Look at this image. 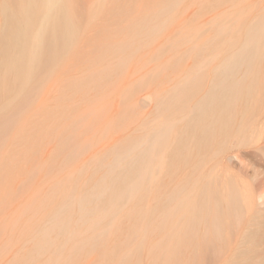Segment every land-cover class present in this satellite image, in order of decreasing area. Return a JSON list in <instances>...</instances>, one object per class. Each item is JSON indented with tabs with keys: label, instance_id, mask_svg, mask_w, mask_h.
<instances>
[{
	"label": "bare ground",
	"instance_id": "6f19581e",
	"mask_svg": "<svg viewBox=\"0 0 264 264\" xmlns=\"http://www.w3.org/2000/svg\"><path fill=\"white\" fill-rule=\"evenodd\" d=\"M155 1L157 6L139 12L128 28L103 33L106 42L102 39L100 43L104 46L105 42V47L99 46L109 45L116 60L115 57L106 60L98 70L87 74L86 79L69 82L75 89L72 91L80 92L87 103L91 100L90 115L94 124L103 112L98 100L101 93L104 95L105 87L113 85L115 74L144 38L150 37L166 22L165 16L178 0ZM220 2L211 36L196 41L192 52L197 49L199 54L188 56L196 63L179 75L174 88L157 92L158 106L152 120L142 122L137 132L75 170L74 175L56 178L48 193L39 194L37 199L34 197L36 201L31 200L32 203L22 209L24 213L32 212L24 225L27 232L22 231L27 237L30 235L31 246L12 264H75L71 259L90 251L98 252L97 264H145L141 261V251L145 247L149 248L151 259L147 264H161L160 253L167 258L164 264H200L199 247L205 252L213 247L217 249L222 241L226 243L225 218L228 215L236 221L243 218L242 193L234 180L224 185L217 180L220 189L216 191L203 165L220 153L229 140L246 142L264 102V2L258 5L247 0ZM3 7L0 147L14 142L8 155L0 153V179L6 181L14 166L9 158H25L44 134L56 135L59 145L68 149L65 161L70 165L89 141L85 142L79 130V124L88 118L84 112H79L76 100L66 106L60 105V109L57 108L60 114L55 115L52 109L44 110L30 99L36 86L50 76L51 73L45 74L50 71L48 66L57 71L59 62L77 54L81 21L75 2L4 0ZM182 34L192 37L188 30ZM179 62L181 60L176 57L171 60V63ZM89 86L98 93H91L94 98L88 97ZM28 104L33 106L28 107ZM27 107H34V112L45 120L55 116L53 127L44 129L42 124L31 122L32 115L24 110ZM11 133H14L13 140L8 137ZM20 147H25L27 152ZM163 168L167 170V179L164 172L161 174ZM182 168L191 170L190 175L179 177ZM149 201L154 202L152 207L148 206ZM187 208L191 217L183 231L177 232L178 224L173 222L175 215ZM40 210L44 213L42 211V217L37 219L35 213ZM253 218V228L238 231L242 238L240 243L243 247L247 245L246 249L239 253L237 248L230 263L264 264V219ZM15 219L13 226L19 218L17 222ZM157 233H166L168 242L176 240L177 246L162 241L151 244L150 236ZM129 235L138 239L133 250L131 241H127ZM60 245L64 248L63 257L59 256ZM187 246L191 247L189 255L186 254Z\"/></svg>",
	"mask_w": 264,
	"mask_h": 264
},
{
	"label": "rangeland",
	"instance_id": "374dc122",
	"mask_svg": "<svg viewBox=\"0 0 264 264\" xmlns=\"http://www.w3.org/2000/svg\"><path fill=\"white\" fill-rule=\"evenodd\" d=\"M73 1L76 4L81 21V36L78 43L79 48L77 54L75 57H67L59 62L60 64L57 65V71L53 69V74L51 72L52 68L48 66L47 68L50 69V71L49 73L47 71L45 74L48 76V74L51 73L50 76L47 77L42 84L40 82L38 87L36 86L34 89L35 94L33 91V98L31 97L30 99L33 103L42 105V109L44 110L52 109L55 111V115L56 113L57 115L60 114V112L58 114L60 105L66 106L71 102L74 103L76 100L75 105L79 106V112H84L85 118H88V120H83L79 124V130L82 132V137L85 142L89 141L87 143L90 145L87 144V147L88 145L89 147L84 148L82 150L83 152L79 154L80 156H77L74 163L70 165L66 163L67 160L65 161L68 149H63L59 145L56 135L44 134L41 140H39L40 142L35 143V145L31 147L32 150L30 149L25 158L21 160L19 158L20 161H24L23 163L19 162L18 159L16 160V158H9L11 166L14 163V166H12L13 168L11 167L13 172L6 178V181H4L5 179H0V189H2L0 190V198L2 199L0 200V264H12L31 246L30 235L28 234L29 237H27V234L24 235V231L27 232V229H25L27 226H24L27 225L26 219H28L32 213L29 211L25 213L22 212V209L27 206L26 204L36 201L35 198L37 199L39 194L48 193L52 188V184L57 181L56 178H69V175H74L75 170H79L86 164L92 162L96 156L103 153L120 140H123L127 135L134 131L137 132L142 122L145 123L152 120L158 106L156 98L157 92L174 88V85L178 82L183 73L194 66L196 60L188 56L191 55V53L199 54V52L197 49L196 52H192V46L199 39H203L205 36H211L212 25L221 4L220 0H178L169 15L165 16L166 22L154 34L150 35V37L144 38L143 42L132 51L120 72L115 74L113 85H108V88L107 86L105 87L106 91L104 95H102L103 93H101V96L99 95L101 99L97 97L99 99H97L99 101L98 103L101 102L100 105L102 106L103 112L97 122L94 119V124V122H92L93 116L90 115L91 104L89 103H92L91 100L87 103L83 97H80V92L78 94L76 91H72L75 90L71 87V83L73 84L72 81L88 78L87 74L89 76L98 70L101 64L107 62L106 60L115 57H113L112 50H109V45L106 48H102L105 47L106 42L103 35L104 32L112 31L116 33L118 29H122V27L128 28L131 26L130 23H132V19L139 12H147L148 9L156 7L157 3L155 0V2H153V0ZM247 1L254 5L264 2L262 0ZM3 6L4 0H0V29L4 22ZM186 30L191 32L192 37L187 38L183 36L182 33ZM148 32H145V35H147ZM108 37L109 35L107 39ZM118 37L122 39L120 33H118ZM102 39L105 41L104 46L101 44L103 43V41H101ZM111 41H113L112 38ZM111 41H109L110 44ZM99 44L100 46L102 45V47H100ZM101 48L103 51H101ZM175 57L179 58L181 62L176 64L171 63V60ZM116 59L117 57L114 58V60ZM70 81L71 83L69 84ZM88 90H91V92ZM87 91L89 92V94H87L90 95L88 97L94 98L93 96L95 95L91 96V93L98 94L96 91L92 90L90 86ZM73 92H76L78 95L73 94ZM68 94L74 96L70 97L69 95V99L67 96ZM30 104L32 103L30 102ZM30 104L27 106H33ZM28 107L24 110H28L29 114L32 115L31 122L35 124L40 123L39 125L42 124L44 129L53 127L55 116L51 120H45L42 116L39 117L34 112V107L33 109L32 107L28 109ZM57 108L59 109L57 110ZM125 113L127 114L126 116L124 115ZM8 137L13 140L14 133H11ZM11 143L8 142V144L1 145L0 153L2 155H8L12 151L14 142ZM263 145L264 102L261 105L260 111L255 116L246 142H240L238 139L229 140L220 153L208 159L203 165V170L206 171V173L208 172L207 178L209 182L214 188L218 189L216 191L220 189L217 180L221 185L232 180L237 183L242 193L240 205L243 208V218L239 221L232 219V216L229 215L228 218H225L224 240H226V243L222 241L223 244H217L220 245L217 246V249L213 247L214 249L212 248L209 251L206 250L207 252H204V249L199 247L198 258L201 259L200 264H229L231 257H234L232 255H235L234 251L237 252L240 250L242 252V250H244L243 248L247 246L243 247L240 243V239H242L240 237V232L245 230L248 231L247 229L253 228L251 225L253 217H255L253 220L256 219V216L258 220L259 217L261 221L264 219ZM20 149L25 153L27 152L25 147H20ZM30 154H32V156ZM55 157L56 159H53ZM162 172H164L163 176L167 179L168 175L166 174V168L161 170V174ZM189 172H191V170L182 168L178 176L182 178L183 176L187 177L190 175ZM12 173L14 174L12 175ZM52 177L53 179H51ZM188 190L190 191L191 189L188 188ZM36 192L39 193L37 194ZM2 193H6L4 194L5 197ZM220 200L222 201L223 199ZM153 205L154 202L149 201L148 206L152 207ZM42 211L43 210L36 212L35 218H41L44 213V211L43 213ZM23 214L25 215L22 216ZM177 214L179 215H175V220H173V222L178 224L177 232H179L180 230L183 231L192 213L187 208ZM13 219H15L16 222L18 219V222L15 223L14 226L12 224V222H14ZM243 224H245V226ZM247 224H249V226ZM4 225L5 228H3ZM200 226L203 227L202 225ZM201 227L200 229H203ZM239 228L241 230H239ZM238 231L240 232L238 233ZM157 234H155L156 236H150L151 244L157 245L154 244L157 243L156 241H162L163 243L167 242V245L172 243L168 242L166 233ZM21 235L23 236L19 238ZM25 240L26 243H24ZM228 240L231 241L229 242ZM127 241H131L130 248L132 250L138 243V239H134L132 235L127 236ZM172 245L173 247L177 246L176 240L175 243L173 241ZM239 245H242L241 249ZM187 247L186 254L189 255V249H191V247ZM187 250H189V253ZM240 251L239 253H241ZM58 252L60 257L65 255L63 245L59 246ZM97 254L98 252L90 251L89 253L87 252L74 257L71 260L73 263L76 262L75 264H97L99 259V254ZM141 258V261L145 264L151 260L148 247L142 249ZM159 258L161 264L166 262L167 258L164 253H160Z\"/></svg>",
	"mask_w": 264,
	"mask_h": 264
}]
</instances>
